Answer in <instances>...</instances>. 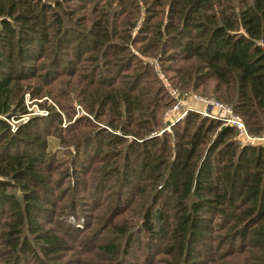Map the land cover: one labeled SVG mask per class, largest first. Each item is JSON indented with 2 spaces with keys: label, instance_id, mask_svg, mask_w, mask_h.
Instances as JSON below:
<instances>
[{
  "label": "trees",
  "instance_id": "16d2710c",
  "mask_svg": "<svg viewBox=\"0 0 264 264\" xmlns=\"http://www.w3.org/2000/svg\"><path fill=\"white\" fill-rule=\"evenodd\" d=\"M65 1L70 0H0V214L1 209L9 210L1 229V241L15 263L24 260L27 253L34 254L40 262L56 245L44 232L35 230L31 236L39 241L41 249L34 252L33 243L23 232L34 224L33 214L40 208L33 188L40 185L42 176L33 151L41 143L31 128L41 118L30 117L16 123L14 130L7 120H17L27 113L23 104L26 92L30 97L41 95L42 85L55 80L45 75L49 69H45L48 54L58 58V50L69 47L70 41H77V46L88 43L89 50L96 55V50L103 56L107 52L117 54L127 50L114 38L128 40L133 23L125 7L138 10L137 0H109V6L94 19L87 17L89 25L85 30H76L67 26L73 13L62 7ZM111 1L120 5L121 11L109 12ZM142 2L144 9L165 2L167 20L162 27L145 20L134 40L140 44L137 48L142 52L154 50L175 38V34L185 38L183 44L180 39L174 42L181 46L182 60L189 61L173 69L176 87L196 88L209 83L211 93L231 107L248 133L264 136V0ZM121 14L124 17L120 19ZM76 23L79 22L73 21ZM96 55L91 54L89 59H95ZM76 59L81 60L80 54ZM41 70L47 72L44 75L50 82L39 80L41 75L37 72ZM139 76L145 79L141 84ZM134 77L128 82L100 83L98 79L83 83L82 88H90L83 99L87 111L104 117L108 126L118 127L122 136L132 134L133 138L124 143L126 140L120 134L103 128H98L95 134L120 143L124 158L132 153L134 146L140 149L135 158L139 163L133 168L140 170L150 163L147 177L161 179L157 195L173 198V211L180 212L168 228L171 234L198 242L208 230L198 213L221 215L227 224V239L243 241L251 237L264 259V147L237 145L232 127L195 111H186L170 125V135L164 128L156 134L155 128L161 125L159 109L165 127L163 112L171 105L172 98L158 103L159 90L147 81L151 75L146 68L142 67ZM30 80H35L38 87L27 83ZM217 126L216 135L204 147L206 133ZM89 136L82 137L83 141ZM104 143L111 144L108 140ZM80 146L85 148L81 144L77 147ZM19 147L27 150V154L19 151ZM14 185L22 190L20 199L8 191ZM160 217V212L153 217L158 225L163 222ZM103 247L109 252L116 248L113 243Z\"/></svg>",
  "mask_w": 264,
  "mask_h": 264
},
{
  "label": "rangeland",
  "instance_id": "374dc122",
  "mask_svg": "<svg viewBox=\"0 0 264 264\" xmlns=\"http://www.w3.org/2000/svg\"><path fill=\"white\" fill-rule=\"evenodd\" d=\"M108 1L62 2V7L73 13L67 26L85 30L89 25L87 17L94 19L100 11L109 6ZM111 2L109 12L121 11L118 9L120 5L115 1ZM137 2V11L125 7V11H130L133 23L128 30V40L114 38L122 42L127 50L117 54L107 52L104 56L96 50V55L89 50L91 45L88 43L82 42L77 46V41H70L69 47H61L58 50V58L48 54L46 61L43 60L45 69L49 68L48 74H45L47 72L44 70L37 72L41 75L38 77L39 80L47 79V82H50L47 76L55 77V80L48 85H42L41 95L30 97L26 92L23 95V104L27 113L17 120L12 118L7 120L10 129L14 130L16 123L24 122L30 117L41 118L31 128L39 135L38 142L41 143L33 151L34 162L41 169L42 176L40 185L33 188L39 197L40 208L33 214L34 224L29 229L24 228L23 232H26V239L29 238L33 243L34 252L41 249L39 241L32 238L35 230L44 232L53 240L51 243L56 247L41 258L40 262L36 260L34 254L27 253L24 260L15 263L8 257V250L2 246L1 229L6 223L5 215L9 210L1 209L0 264H264L262 254L257 252L258 249L252 244L251 237H246L243 241L232 237L230 240L227 239L228 234H225L227 224L221 215L198 213L202 223L208 226L207 232H203L198 242L171 234L168 228H171L180 212L173 211V198L157 195L156 190L161 179L155 181L150 176L147 177L149 174L147 166L150 163H146L140 170L133 168L139 163L135 158L140 154V149L134 146L131 149L132 153H128L124 158L120 152L122 150L120 143H115L112 138H105L103 134H95L98 128L117 135L120 134V130L118 127L108 126L104 117H96L87 111L83 104L86 100L83 99L90 88H82L83 83L98 79L100 83L128 82L135 78L134 74L140 72L142 67L151 75L146 78L147 81L159 90V104L171 97L169 89L173 88L185 99L181 109L186 107L191 109L189 111L202 109L205 103L197 100L198 98L211 99L231 109L228 104L216 99L211 93L209 83L196 88H192L191 85L179 86L182 89L176 87L173 69L186 65L189 61L182 60L181 46L174 42L180 39L183 44L185 38H179L175 34V38L171 36L173 39L154 50L142 52L137 48L140 44L134 40L139 36L138 31L145 20L159 27L167 20L165 2L160 6L151 4L145 9L142 0ZM122 17L123 14L120 15V19ZM73 21L79 23L73 24ZM79 54L81 60L76 59ZM91 54L96 55V58L89 59ZM142 80H145L144 77L139 76V84ZM27 83L38 87L35 80ZM204 107L207 108V112L216 115L215 109L208 110L209 106ZM161 111L160 108L158 118L161 125L155 128L156 134H160L164 128ZM88 122L92 126L86 125ZM243 126L245 128L244 123ZM165 131L170 135L171 128ZM217 131L218 126L206 133L204 147L206 143L211 142ZM234 131L237 145L264 147V136L258 139L261 136L252 135L245 128L253 142L248 144L237 135L236 130ZM85 135L90 136L88 140L83 141L82 137ZM122 137L126 143L133 135L127 134ZM106 139L111 142L108 146L104 145ZM79 144L85 148L77 147ZM95 146L98 149L94 148ZM18 149L27 154L24 148ZM8 191L20 199L22 190L17 185L8 187ZM157 212L162 215L160 220L163 219L160 225L157 223L158 220H153ZM109 243L115 245L114 252L104 249L103 245Z\"/></svg>",
  "mask_w": 264,
  "mask_h": 264
},
{
  "label": "built area",
  "instance_id": "2783aa9c",
  "mask_svg": "<svg viewBox=\"0 0 264 264\" xmlns=\"http://www.w3.org/2000/svg\"><path fill=\"white\" fill-rule=\"evenodd\" d=\"M169 92L172 98V103L163 112V117L167 122L166 126L164 127L165 130H169L170 125H172L177 120L181 119L183 115L186 113V111L191 110L189 107L181 109V106H183L182 104L184 103L185 99L183 97L182 98L180 97V93L176 89L170 88ZM197 100L203 102V104L205 103L202 109L195 110L197 113H200L203 116H208L210 118L222 120L223 122H225L224 124L236 130L237 135L242 137L245 143H248V144L253 143L251 136L246 133L241 119L238 116H236V114H234L230 108H228L226 105L220 102L213 101L211 99L198 98ZM204 106H209L210 109L208 110H211V108L215 109L216 115H214L213 113L207 112L206 110L207 108ZM261 138H263V136L258 137V139H261Z\"/></svg>",
  "mask_w": 264,
  "mask_h": 264
}]
</instances>
